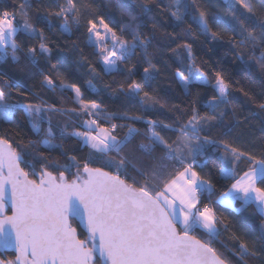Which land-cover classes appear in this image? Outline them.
Instances as JSON below:
<instances>
[{"label":"snow or ice","instance_id":"1","mask_svg":"<svg viewBox=\"0 0 264 264\" xmlns=\"http://www.w3.org/2000/svg\"><path fill=\"white\" fill-rule=\"evenodd\" d=\"M0 4L5 5L0 7V64L23 63L31 75L42 77L41 89L59 90L62 97L71 93L72 102L63 108L28 100L20 80L0 73V120L11 122L20 113L37 137L0 134V249L16 253L13 259L0 258V264H251L264 259L256 247L257 241L264 247V155L258 158L227 139L232 82L220 71L210 73L207 62L197 63L191 42L169 49L180 65L173 75L186 96L194 88H210L211 94L193 101L190 109L174 106L180 114L172 123L109 111L86 98V92L111 90L139 97L145 111L165 107L148 90L161 71L148 50L159 28L156 15H167L194 40L227 42L249 72L264 74V8L253 0H132L135 7L120 0L100 5L62 0L55 9H42L38 2L34 11L31 0L18 5L13 0L11 9L6 0ZM101 7L119 13L117 26ZM78 32L95 58L85 55L78 40L70 42L75 63L87 68L83 89L52 62L47 34L70 38ZM21 34L26 39H19ZM137 57L146 65L142 69L134 63ZM117 73L125 78L112 88L103 77ZM258 108L249 115L264 114V102ZM56 115L67 119L54 130ZM57 133L60 143L54 142ZM65 140L87 152L64 150ZM57 149L63 160L51 156ZM221 184L227 188L215 203L258 218L256 239L238 235L229 217L204 202ZM225 233H231V248L221 241Z\"/></svg>","mask_w":264,"mask_h":264},{"label":"trees","instance_id":"2","mask_svg":"<svg viewBox=\"0 0 264 264\" xmlns=\"http://www.w3.org/2000/svg\"><path fill=\"white\" fill-rule=\"evenodd\" d=\"M20 2L21 0H16L17 5ZM38 2L42 9H55L56 5L62 2V0H31L33 11ZM120 2L135 7V5L132 4V0H120ZM160 2L166 3V0H160ZM253 2L258 7L264 8V0H253ZM94 3L100 5L102 0H94ZM4 6L5 5L0 4V7ZM6 6L10 9L14 7L13 0H6ZM100 10L103 13H107L113 20L114 26H117L115 21L119 19V13L116 10H108L103 7H101ZM155 11L158 12L159 10ZM241 11L243 10L241 9ZM155 19L159 28L155 33V38L152 39L148 50L149 52L155 53L152 60L161 71L156 80L153 81L152 88L148 90H154V94L158 96L160 102L163 103L165 107L160 108L159 105H157L154 109L145 111L139 101V97L128 98L119 94L114 95L111 90L104 91L100 95L86 92V98L97 100L104 106H107L109 111L140 114L147 118L164 120L167 123H172L175 120V117L180 114L179 112L172 111L174 106H178L180 109H190L193 101L199 99V101L202 102L211 94L210 88L202 91L194 88L192 89V95L186 96L173 75L175 69L180 65L169 49L175 48L178 44H181L184 41H189L193 45L197 63L207 62L206 68L210 73L220 71L232 82L233 88L230 95L232 107L228 109V114L225 117V122L231 129L227 139L234 141L236 146L254 153L258 158L264 155V114L257 116L249 115L250 113H258L259 103L264 102V74H261L258 70L249 72L247 67L236 58V50L227 42L209 44L202 39L194 40L191 37L185 36L179 27H174V22H172L167 15H156ZM150 23L151 22H149V24ZM189 23H191V20H189ZM193 27H195L194 24ZM143 31L145 35H150L149 27H145ZM169 33L176 34L179 38L174 39L172 36L168 35ZM47 34L53 42L51 45L53 47L52 62L57 64L59 72L64 75L68 82L77 83L83 89L85 87V81L88 79L87 75H85L87 68H80L75 63V57L72 53L70 42L72 40H78L79 46L84 48L85 55L94 60L95 58L91 57V49L84 47V36L79 32L74 33L70 38L61 37L58 33ZM18 38L22 40L26 39L22 34ZM65 41H68V43L65 44ZM56 44H61L64 50L61 51L56 47ZM245 59H247V57H245ZM134 63L137 64L139 69L146 66L141 57H137ZM186 63L187 62L185 61V64ZM21 69H23V71ZM0 73H6L8 76L20 80L24 85L20 90L28 94V100L37 103L45 102L49 105L55 104L57 107L63 108L72 107L70 99L71 93L62 97L59 90L53 92L41 89L39 82L42 77L39 73L35 76L31 75L30 69L26 68L23 63L20 65H13L10 62L0 64ZM124 78V75L117 73L111 76L105 75L103 80L104 82H112V88H116L119 82L123 81ZM57 83H59V81H57ZM236 89H243V92H247L249 95L245 96L243 92L237 91ZM198 91L199 97L197 96ZM33 93H36V95H33ZM233 109L235 110V115H233ZM66 119L67 117L64 116H54V130L58 122L63 125ZM137 126L144 127L141 122H137ZM45 127H47L46 124ZM6 131L9 135L19 132L25 139H37L35 134L32 133L30 125L21 119L20 113H17L11 122L0 120V134H4ZM213 134H215V132H213ZM54 142L60 143L58 133L57 139ZM40 150L47 151L43 148ZM64 150H75L77 155H84L87 152L86 148L81 151L78 145L74 144L71 140L64 141ZM60 152L61 150L57 149L51 153V156L63 160ZM241 167L246 170L245 165H241ZM69 179H71V176H69ZM226 188L227 185L221 184L215 194L211 197V200L205 199L204 202L211 203V206L214 207L217 213L229 217L235 223L236 227L234 230L238 235H242L249 241L256 239L259 236L260 231L258 218L249 216L246 213H234L231 209L215 203L217 197L220 196L221 191L226 190ZM236 207H239L238 202ZM251 211L252 209H249V212ZM230 234L231 233H225L221 236V241L227 246V248L233 247V242L229 240ZM81 238H83L82 232ZM217 247H221L219 242ZM256 247L260 250L261 257L264 258V247L260 245L259 241H257ZM221 250L225 249L221 247ZM2 257L3 259H13L11 254H4ZM233 260L235 261V257H233ZM251 264H264V259L251 261Z\"/></svg>","mask_w":264,"mask_h":264},{"label":"water","instance_id":"3","mask_svg":"<svg viewBox=\"0 0 264 264\" xmlns=\"http://www.w3.org/2000/svg\"><path fill=\"white\" fill-rule=\"evenodd\" d=\"M9 214H10V212H9ZM79 230L82 232V229H79ZM8 253L12 254L14 257L16 255V253L14 252V250H12L11 248H9L7 250L0 249V255H2V254H8Z\"/></svg>","mask_w":264,"mask_h":264},{"label":"flooded vegetation","instance_id":"4","mask_svg":"<svg viewBox=\"0 0 264 264\" xmlns=\"http://www.w3.org/2000/svg\"><path fill=\"white\" fill-rule=\"evenodd\" d=\"M9 214V213H8ZM8 254H10V253H8ZM12 255V254H11ZM2 256H4V254H2V255H0V257H2ZM13 256V255H12ZM3 258V257H2ZM13 258H14V256H13Z\"/></svg>","mask_w":264,"mask_h":264},{"label":"crops","instance_id":"5","mask_svg":"<svg viewBox=\"0 0 264 264\" xmlns=\"http://www.w3.org/2000/svg\"><path fill=\"white\" fill-rule=\"evenodd\" d=\"M220 205V204H219ZM222 207H225V208H227L226 206H224V205H221Z\"/></svg>","mask_w":264,"mask_h":264}]
</instances>
